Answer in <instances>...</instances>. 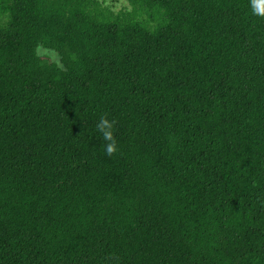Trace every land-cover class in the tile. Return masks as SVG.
Instances as JSON below:
<instances>
[{"label":"trees","instance_id":"1","mask_svg":"<svg viewBox=\"0 0 264 264\" xmlns=\"http://www.w3.org/2000/svg\"><path fill=\"white\" fill-rule=\"evenodd\" d=\"M127 1L0 0V264H264V16Z\"/></svg>","mask_w":264,"mask_h":264},{"label":"clouds","instance_id":"2","mask_svg":"<svg viewBox=\"0 0 264 264\" xmlns=\"http://www.w3.org/2000/svg\"><path fill=\"white\" fill-rule=\"evenodd\" d=\"M250 7L253 15L264 16V0H250ZM113 123L101 116L96 124L97 131L102 134V138L107 143L104 145V151L111 155L116 151V142L113 139Z\"/></svg>","mask_w":264,"mask_h":264},{"label":"rangeland","instance_id":"3","mask_svg":"<svg viewBox=\"0 0 264 264\" xmlns=\"http://www.w3.org/2000/svg\"><path fill=\"white\" fill-rule=\"evenodd\" d=\"M98 1H100L101 3H103V5L107 6L108 8L112 9L115 12L123 9L126 10L129 9V4L127 0H98ZM37 52L39 53V55H46L54 62H57L54 53L41 50L40 47L37 49Z\"/></svg>","mask_w":264,"mask_h":264}]
</instances>
